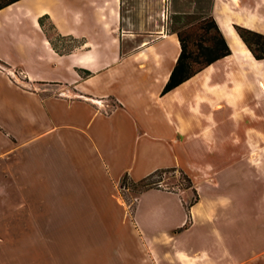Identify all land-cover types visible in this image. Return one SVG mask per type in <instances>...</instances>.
<instances>
[{"label": "crops", "instance_id": "crops-1", "mask_svg": "<svg viewBox=\"0 0 264 264\" xmlns=\"http://www.w3.org/2000/svg\"><path fill=\"white\" fill-rule=\"evenodd\" d=\"M172 13L173 0L0 9V264H264V59L234 28L264 34V0H212L231 53L162 94ZM170 167L192 187L143 190L128 213L123 177Z\"/></svg>", "mask_w": 264, "mask_h": 264}, {"label": "trees", "instance_id": "trees-1", "mask_svg": "<svg viewBox=\"0 0 264 264\" xmlns=\"http://www.w3.org/2000/svg\"><path fill=\"white\" fill-rule=\"evenodd\" d=\"M16 1L18 0H0V9ZM234 28L254 58L264 59V34L239 25H234ZM175 31L180 44V52L169 78L162 88V94L178 86L215 60L231 53L230 47L212 15L203 17L199 21ZM175 170H177L185 180V183L182 184L180 188L185 189L192 187L190 178L183 170L175 167L157 169L138 181H132L125 175L120 187L127 188L129 186L141 185L142 189L139 192L149 188H159L161 178L157 180L153 178L167 171ZM196 199L197 196L193 197L190 203L186 205L188 213L186 226L190 223L188 210Z\"/></svg>", "mask_w": 264, "mask_h": 264}, {"label": "rangeland", "instance_id": "rangeland-1", "mask_svg": "<svg viewBox=\"0 0 264 264\" xmlns=\"http://www.w3.org/2000/svg\"><path fill=\"white\" fill-rule=\"evenodd\" d=\"M211 4L212 0H173V11H176V13H172L171 28L179 30L199 21L203 17L209 16ZM46 26L49 25L46 23ZM259 154L261 156L264 154V145L259 146ZM159 178H161L159 186L170 190L181 189V185L185 183L182 175L177 170L167 171L155 176L153 179L157 180ZM259 184L264 188V159L259 160ZM141 189V185L119 188L120 197L129 204L128 213L130 214L135 198Z\"/></svg>", "mask_w": 264, "mask_h": 264}]
</instances>
